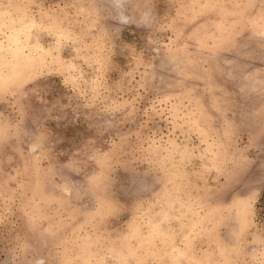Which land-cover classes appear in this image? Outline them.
I'll use <instances>...</instances> for the list:
<instances>
[{"label": "rangeland", "instance_id": "obj_1", "mask_svg": "<svg viewBox=\"0 0 264 264\" xmlns=\"http://www.w3.org/2000/svg\"><path fill=\"white\" fill-rule=\"evenodd\" d=\"M0 264H264V0H0Z\"/></svg>", "mask_w": 264, "mask_h": 264}]
</instances>
